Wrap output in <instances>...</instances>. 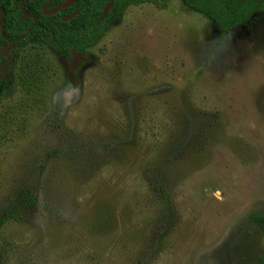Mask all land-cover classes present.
<instances>
[{
    "label": "rangeland",
    "instance_id": "rangeland-1",
    "mask_svg": "<svg viewBox=\"0 0 264 264\" xmlns=\"http://www.w3.org/2000/svg\"><path fill=\"white\" fill-rule=\"evenodd\" d=\"M0 55V264H259L263 13L145 2L67 58Z\"/></svg>",
    "mask_w": 264,
    "mask_h": 264
},
{
    "label": "trees",
    "instance_id": "trees-1",
    "mask_svg": "<svg viewBox=\"0 0 264 264\" xmlns=\"http://www.w3.org/2000/svg\"><path fill=\"white\" fill-rule=\"evenodd\" d=\"M108 0H101L88 6L85 13L63 22L46 16L40 9L38 0H0L3 13V32L0 30V50L14 56L17 52L33 43H48L63 57L71 52H81L93 44L107 26L120 17L130 5L145 2L158 4L163 0H113L107 15L100 18L102 7ZM187 8L200 13L214 22L220 34H226L244 23L255 13L264 14V0H181ZM37 3V4H36ZM3 58L0 55V68ZM5 94V83L0 78V99ZM250 219L264 232V216L253 212ZM264 264V256L258 259Z\"/></svg>",
    "mask_w": 264,
    "mask_h": 264
},
{
    "label": "flooded vegetation",
    "instance_id": "flooded-vegetation-1",
    "mask_svg": "<svg viewBox=\"0 0 264 264\" xmlns=\"http://www.w3.org/2000/svg\"><path fill=\"white\" fill-rule=\"evenodd\" d=\"M95 2L96 4H99L101 3V0H95ZM109 2L112 3L111 6L113 5V0L105 1L102 7V13L103 8ZM37 3L39 4L41 11L46 16H52L54 20L59 19L63 22H66L74 18L80 20L81 18H77V16L81 14V12L85 13L86 8L88 6H92L93 0H38ZM111 6L109 7V9L111 8ZM57 7L59 8L55 10ZM102 13L100 15V18H103L107 15L106 13V15L102 17Z\"/></svg>",
    "mask_w": 264,
    "mask_h": 264
},
{
    "label": "water",
    "instance_id": "water-1",
    "mask_svg": "<svg viewBox=\"0 0 264 264\" xmlns=\"http://www.w3.org/2000/svg\"><path fill=\"white\" fill-rule=\"evenodd\" d=\"M112 3H107L106 6L103 8V13H102V17L106 15L109 7L111 6ZM59 7H57L55 10H57ZM0 30L1 33L3 32V13L0 12Z\"/></svg>",
    "mask_w": 264,
    "mask_h": 264
}]
</instances>
